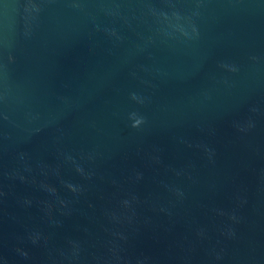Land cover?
Listing matches in <instances>:
<instances>
[{
  "label": "water",
  "instance_id": "95a60500",
  "mask_svg": "<svg viewBox=\"0 0 264 264\" xmlns=\"http://www.w3.org/2000/svg\"><path fill=\"white\" fill-rule=\"evenodd\" d=\"M0 264H264V0H0Z\"/></svg>",
  "mask_w": 264,
  "mask_h": 264
}]
</instances>
